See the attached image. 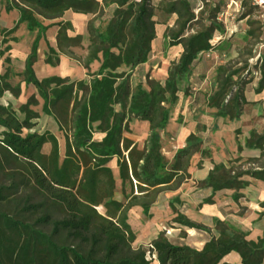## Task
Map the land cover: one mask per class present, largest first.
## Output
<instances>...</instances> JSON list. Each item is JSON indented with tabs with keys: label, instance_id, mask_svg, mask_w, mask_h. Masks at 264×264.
Returning a JSON list of instances; mask_svg holds the SVG:
<instances>
[{
	"label": "trees",
	"instance_id": "trees-1",
	"mask_svg": "<svg viewBox=\"0 0 264 264\" xmlns=\"http://www.w3.org/2000/svg\"><path fill=\"white\" fill-rule=\"evenodd\" d=\"M4 1L6 10L17 9L20 17L13 27H0V59L10 63L5 55L12 49L10 42L20 40L15 34L22 24L36 36L23 70L13 71L8 65L0 74V98L6 93L21 96L22 83L35 89L16 109L12 103H0V264H152L153 251L160 264H236L226 260L234 253L240 264H264V230L253 239L250 230L229 219L213 217V227L196 223L176 208L179 197L170 200L173 221L206 231L210 237L203 247L176 243L164 231L151 241L153 249L134 246L138 234L129 222V212L137 206L151 218L160 195L179 190L192 177L189 168L196 152L212 163L197 182L209 193L202 204L214 203L216 193L226 189L238 203L252 179L264 181V128L250 130L243 140L237 137L239 156L228 162H216L196 133L185 139L175 159L163 152L161 132L181 93H189L195 63L214 49L211 40L216 34L227 32L221 4L203 0L198 9L192 0ZM111 6V16L97 24ZM68 10L92 14L84 56L74 51L84 48V35L71 21L61 20ZM158 14L177 16L173 25L167 23L164 37L169 45L181 47L180 55L164 80L133 79L136 68L152 55ZM53 26L58 29L56 47H49L44 63L57 67L62 54L70 56L87 70L88 80L38 77L40 41ZM248 67L217 66L215 85L204 94L213 115L232 121L242 116L250 103L244 96L251 82L244 76ZM184 83L188 86L183 89ZM263 90L264 69L255 92ZM41 102L42 111L53 116L64 133V153L52 131L34 129L41 117L34 107ZM135 120L148 123L149 135L142 143L127 136ZM47 144L50 150L45 152ZM245 149L259 154L244 157ZM113 161L122 200L116 198ZM259 205L254 223L264 217V200Z\"/></svg>",
	"mask_w": 264,
	"mask_h": 264
},
{
	"label": "rangeland",
	"instance_id": "rangeland-1",
	"mask_svg": "<svg viewBox=\"0 0 264 264\" xmlns=\"http://www.w3.org/2000/svg\"><path fill=\"white\" fill-rule=\"evenodd\" d=\"M213 1L221 4L222 11L220 18L225 22L227 32L222 35L216 34L215 38L211 40L212 44L215 45L214 49L208 51V53H204L195 63L194 74L190 79L189 93L187 95L181 93V100L172 110L173 114L168 126L172 125L175 129L173 133L170 132L169 134H167V130L163 133L161 132V140L164 143L163 152L167 155L168 150H166V147L167 145H171V142L177 141L180 129H183V126H193L197 122L199 126L196 132L205 141L204 146L211 148L213 159L217 162H228L239 156L237 152V137L243 140L251 129L257 128L259 131L263 130L264 99L248 103L244 107V113L239 120L232 121L213 115V109L208 108L205 104L206 97L204 94L214 87L216 68L219 64L231 63V65L238 68L247 63L249 72L246 71L244 76L250 78L251 82L246 86L244 96L248 99H253L257 96L264 98V90L261 93L254 92L264 69V9L255 7L246 0H243L240 5L233 3L231 0ZM192 2L199 9L203 0H192ZM112 9L113 6L107 8L103 18L98 20L97 24L102 22L103 25L111 16ZM248 12L251 14L249 19L248 16L244 15ZM67 18H70L72 21L75 31L83 34L85 37L84 48H74L77 55L84 56L88 45V41L86 40L87 25L89 19L92 18V14L70 13ZM176 18V15L165 16L158 14L156 17L158 20L157 37L153 45L152 55L146 65L136 68L133 79L145 80L151 76L164 80L168 67L178 59L181 50L180 46L169 45L167 39L164 37L167 25H173ZM3 20L4 23L8 21L4 17ZM247 20H252L253 23L250 25ZM20 27L15 34L21 38L20 43L11 42L12 50L6 54V56L9 55L10 57V63L5 62L4 58L0 59L1 72L8 65H10L13 71H21L24 68L25 61L29 55L31 41L34 39L36 33L28 29L24 24ZM56 30L57 27L50 28L46 33L45 40L41 41L42 43L38 50V56L41 59L44 58L43 54L44 52L47 53V49L50 46H56V42L54 41ZM250 31H254V33L249 35ZM61 56V63L57 67L49 66L46 63L43 65L42 62L36 65L35 72H37L38 77L44 78L49 75H62L69 77L71 80H88L87 70L77 60H73L70 56L63 54ZM187 86L188 84L184 83L182 88L184 89ZM33 90L34 88L30 86L19 98L6 94L0 98V103H12L15 108L19 107L22 103H25ZM190 93H195L198 98L186 97ZM194 106L196 107L193 111L192 107ZM34 108L38 110L41 116L37 128L41 131L46 128L56 131L63 153L65 150L64 134L56 130L54 119L42 111V104ZM131 129H133L134 136L144 137L149 128L148 123L135 120L131 124ZM239 130L238 134L237 131ZM163 135L164 140L162 138ZM48 149L49 146L44 149L45 152ZM258 154L259 150L256 149H245L241 153L244 157ZM111 166L116 175L119 188L120 179L116 162H111ZM210 167L211 159H202L200 154L196 152L193 155L189 168L192 177L184 182L179 190L162 193L152 207L151 218L143 214L140 206L133 208L129 212V222L133 230L139 232V241L148 242L159 231H164L166 236L176 243H186L200 248V245L208 238V234L204 231L193 229L194 232H191V228L180 227V225L173 221L174 213L170 206V200L174 197H179L180 199V202H175L176 208L196 223L213 227L212 218L219 217L225 220L229 219L241 228L250 230L251 234L249 238L255 239L262 233L264 230V217L255 223L254 221L259 216L257 212L261 210L259 202L264 200V181L252 179L250 186L243 191L244 196L241 197L238 203L232 199V190L226 189L216 193L214 203L202 204L203 198L208 194L198 188L197 182L208 174ZM116 198L122 200L120 188L116 192ZM226 260L240 264V260L235 253L229 255ZM152 264L158 263L153 262Z\"/></svg>",
	"mask_w": 264,
	"mask_h": 264
},
{
	"label": "crops",
	"instance_id": "crops-1",
	"mask_svg": "<svg viewBox=\"0 0 264 264\" xmlns=\"http://www.w3.org/2000/svg\"><path fill=\"white\" fill-rule=\"evenodd\" d=\"M0 27H2V28H11V27H13L14 26V24L17 22V20L19 19V17H20V13L18 12V10L17 9H13V10H11V11H7L6 10V8H5V1L4 0H0ZM70 13H75V14H78L77 12H75V11H71V10H68L67 12H66V14L64 15V17H62L61 18V20H69V21H71L70 20V18H67L68 17V15L70 14ZM3 17L6 19V20H8V21H6L5 23L3 22L4 20H3ZM47 23H51L50 21H46ZM72 22V21H71ZM23 25V24H22ZM54 27V26H53ZM52 28V27H51ZM58 30V29H57ZM57 30H56V32H55V36H56V33H57ZM48 32V31H47ZM36 33V32H35ZM35 36H36V34H35ZM35 36H34V38H35ZM46 36V35H45ZM19 37V36H18ZM20 38V37H19ZM20 40H21V38H20ZM20 40L18 41V42H15V43H20ZM42 40H45V37L42 39ZM41 40V41H42ZM33 41V40H32ZM31 41V42H32ZM40 41V42H41ZM54 41H55V38H54ZM13 42V43H14ZM56 42V41H55ZM11 43V42H10ZM33 43V42H32ZM32 43H31V46H32ZM42 43V42H41ZM41 43H40V46H41ZM12 45V44H11ZM31 46H30V51H31ZM56 47V46H55ZM49 49V48H48ZM48 49H47V52H48ZM12 50V49H11ZM10 50V51H11ZM9 51V52H10ZM29 51V52H30ZM8 52V53H9ZM7 53V54H8ZM47 53H45L44 52V54H43V57L44 58H40L39 56V61L35 64V66L36 65H38V64H40L41 62H42V64L44 65L45 63H44V60H45V55H46ZM6 56V55H5ZM9 56V55H8ZM66 56V55H65ZM61 60H62V58H61ZM61 63V62H60ZM147 64V63H146ZM146 64H143V65H141V66H144V65H146ZM25 65V64H24ZM140 67V66H139ZM138 68V67H137ZM23 70V69H22ZM21 70V71H22ZM5 71V70H4ZM4 71L3 72H1L0 71V74H2V73H4ZM134 75V74H133ZM45 78V77H44ZM22 87H23V89H24V91H23V93H25V90L26 89H28V88H30V87H25V85H24V83H22ZM35 92V89L33 90V92L31 93V94H33ZM254 92H255V90H254ZM22 93V94H23ZM6 94H9V95H11L10 93H6ZM5 94V95H6ZM12 96V95H11ZM19 97H21V96H19ZM19 97H16V98H19ZM186 97H191V98H198L196 95H195V93L194 94H192V93H190V95L189 96H186ZM15 98V97H14ZM29 97H27V99H28ZM27 99H26V101H27ZM264 98L263 97H255V98H253V99H248L247 98V100L250 102V103H253V101H259V100H263ZM26 101H25V103H26ZM2 103V102H1ZM199 103V102H198ZM5 104V103H4ZM6 104H8V103H6ZM22 104H24V103H22ZM21 104V105H22ZM41 104H43V102H41ZM196 106H194V107H192L193 108V111H194V108H195ZM15 108V107H14ZM16 108H18V107H16ZM15 108V109H16ZM49 116V115H48ZM53 119H54V122H55V125H56V130H58L59 132H62V134H64L63 133V131L62 130H59V126H58V123H57V121L55 120V118L53 117V116H51ZM41 118V117H40ZM39 118V119H40ZM39 119L37 120V125L35 126V130H37V131H39L40 133H44V132H46V130H49V131H52L56 136H57V133H56V131H53L52 129H50V128H46V129H44L43 131H41V130H39L38 128H37V126L39 125ZM137 121H141V120H137ZM143 122H145V121H143ZM147 123V122H146ZM132 124V123H131ZM198 123L197 122H195V124L193 125V126H187V127H189V128H187L186 126H183L184 128L183 129H180V135H179V137H177V141H175V142H171L170 144L171 145H167V147H166V150H168L167 152V157H169L171 160H173V159H175L176 158V154H177V152H178V150L181 148V147H184V146H186V142H185V139H186V137L187 136H189L190 134H198L197 132H196V129H198ZM200 127H201V125H200ZM130 128H131V125H130ZM174 129H175V127H173L172 125H169V126H167V134H169L170 132L171 133H173V131H174ZM133 130V129H132ZM252 130V129H251ZM162 133H163V131H162ZM148 135H149V129H148V132H147V134L144 136V137H140V136H138V135H135L134 136V133H127V136H129L130 138H132L135 142L137 141V142H139V143H142L143 141H145V139L148 137ZM65 137V136H64ZM162 138H163V140H164V135L162 136ZM161 142H162V140H161ZM163 143V142H162ZM60 145V144H59ZM65 145V144H64ZM47 146H49V149L47 150V151H49L50 150V145L49 144H47L46 145V147ZM163 146H164V143H163ZM45 147V148H46ZM65 148H66V145H65ZM65 151V150H64ZM61 152H62V150H61ZM64 153V152H63ZM215 160V159H214ZM217 162V161H216ZM211 165H212V163H211ZM211 168V167H210ZM209 168V169H210ZM201 190V189H200ZM207 194H209L208 192H206ZM132 227V226H131ZM133 229V228H132ZM202 231V230H201ZM136 232V231H135ZM204 232H206V231H204ZM207 233V232H206ZM137 234H138V237H137V240L135 241V243H134V246H138V245H145L146 243H148V242H151L152 240H153V238H155L157 235H158V233L157 234H155L154 236H153V238L152 239H150V240H148V242L146 241V242H141V241H139L140 240V234H139V232H137ZM208 234V233H207ZM209 237H210V235L208 234V238L203 242V244L202 245H200V248L201 247H203L204 246V243L209 239Z\"/></svg>",
	"mask_w": 264,
	"mask_h": 264
},
{
	"label": "built area",
	"instance_id": "built-area-1",
	"mask_svg": "<svg viewBox=\"0 0 264 264\" xmlns=\"http://www.w3.org/2000/svg\"><path fill=\"white\" fill-rule=\"evenodd\" d=\"M233 3H238L239 5L242 3L243 0H231ZM248 1L250 4H252L255 7L264 9V0H246ZM144 247H146L148 250L153 249L151 242H148L144 245ZM150 260L151 262H157L158 264H160V262H158L157 260V255L156 252L153 251V253L150 255Z\"/></svg>",
	"mask_w": 264,
	"mask_h": 264
},
{
	"label": "bare ground",
	"instance_id": "bare-ground-1",
	"mask_svg": "<svg viewBox=\"0 0 264 264\" xmlns=\"http://www.w3.org/2000/svg\"><path fill=\"white\" fill-rule=\"evenodd\" d=\"M191 232H194L193 229H190Z\"/></svg>",
	"mask_w": 264,
	"mask_h": 264
}]
</instances>
